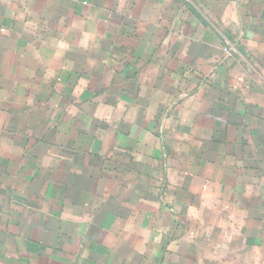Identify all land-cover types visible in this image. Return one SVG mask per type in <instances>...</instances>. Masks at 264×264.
I'll return each instance as SVG.
<instances>
[{
    "label": "crops",
    "instance_id": "0c3cea01",
    "mask_svg": "<svg viewBox=\"0 0 264 264\" xmlns=\"http://www.w3.org/2000/svg\"><path fill=\"white\" fill-rule=\"evenodd\" d=\"M0 264H264V0H0Z\"/></svg>",
    "mask_w": 264,
    "mask_h": 264
}]
</instances>
